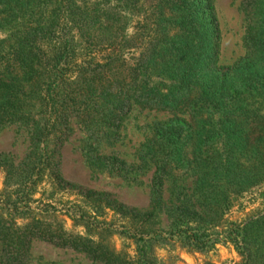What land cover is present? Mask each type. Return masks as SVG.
<instances>
[{
    "label": "trees",
    "instance_id": "16d2710c",
    "mask_svg": "<svg viewBox=\"0 0 264 264\" xmlns=\"http://www.w3.org/2000/svg\"><path fill=\"white\" fill-rule=\"evenodd\" d=\"M243 5L247 55L220 66L213 0H0V127L33 126L25 160L0 165L4 186L17 184L14 201L0 198V264H25L34 241L102 264H161L155 246L228 243L236 264H264V0ZM135 108L172 118L146 127L135 162L104 154ZM73 126L94 173L152 171L150 209L61 176ZM234 209L249 212L231 221Z\"/></svg>",
    "mask_w": 264,
    "mask_h": 264
},
{
    "label": "rangeland",
    "instance_id": "374dc122",
    "mask_svg": "<svg viewBox=\"0 0 264 264\" xmlns=\"http://www.w3.org/2000/svg\"><path fill=\"white\" fill-rule=\"evenodd\" d=\"M215 15L220 29V43L218 64L220 66H232L241 58L247 55V49L244 44V37L247 27L250 24V17L244 8L243 0H213ZM172 118L171 114L161 112L141 111L138 108L133 109L128 117L122 137L114 148H104V154L113 153L122 159L132 163L135 162L136 155L141 146L149 137L146 130L148 125H154ZM30 124L13 123L0 127V165L10 163L18 167L25 160L31 151ZM83 134L73 126V134L67 139L59 150L58 171L61 176L72 183H75L85 189H91L110 194L114 199L126 207L136 210L146 211L150 209V179L152 171L144 175L136 176L137 180H125L120 177L107 175L105 173H94L87 165L83 157L82 148ZM45 145H42L43 149ZM53 142L49 141L46 151L53 150ZM189 182V181H188ZM10 183L4 186V172L0 167V193L1 199L14 201V190L17 184ZM41 190L34 198L40 199L43 189L48 186L42 184ZM169 187L163 193L165 199L170 197ZM256 193L262 194L264 198V185L256 190ZM256 196V195H254ZM249 210L244 213H237L235 209L230 215V220L242 219ZM162 228H167L168 223L163 214L159 217ZM20 224L21 221L17 220ZM65 227L73 232H81L82 229L73 227L72 223L66 219ZM121 240L119 237H113L112 242L117 250L126 248L130 255H133V249L130 241ZM130 247V248H128ZM154 256L161 264H236L239 261L238 255L230 244L217 243L209 249L201 252L190 250L179 245L169 247L155 246ZM25 264H102L88 260L83 254L78 252L53 247L45 242L34 241L28 252Z\"/></svg>",
    "mask_w": 264,
    "mask_h": 264
}]
</instances>
